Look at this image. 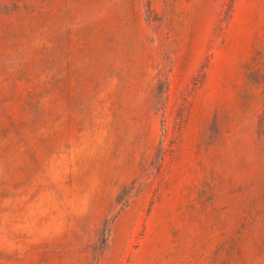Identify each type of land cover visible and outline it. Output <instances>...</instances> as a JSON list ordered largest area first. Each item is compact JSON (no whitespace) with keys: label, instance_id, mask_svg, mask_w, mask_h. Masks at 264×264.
Returning <instances> with one entry per match:
<instances>
[{"label":"rangeland","instance_id":"rangeland-1","mask_svg":"<svg viewBox=\"0 0 264 264\" xmlns=\"http://www.w3.org/2000/svg\"><path fill=\"white\" fill-rule=\"evenodd\" d=\"M0 264H264V0H0Z\"/></svg>","mask_w":264,"mask_h":264}]
</instances>
